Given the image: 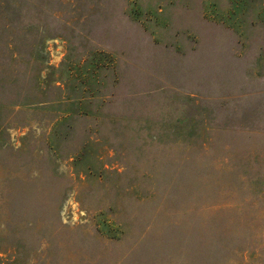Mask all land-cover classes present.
Here are the masks:
<instances>
[{"label": "rangeland", "instance_id": "obj_1", "mask_svg": "<svg viewBox=\"0 0 264 264\" xmlns=\"http://www.w3.org/2000/svg\"><path fill=\"white\" fill-rule=\"evenodd\" d=\"M0 264H264V0H0Z\"/></svg>", "mask_w": 264, "mask_h": 264}]
</instances>
